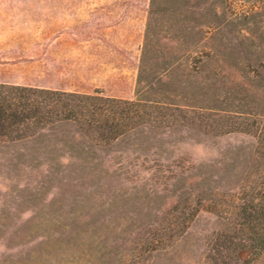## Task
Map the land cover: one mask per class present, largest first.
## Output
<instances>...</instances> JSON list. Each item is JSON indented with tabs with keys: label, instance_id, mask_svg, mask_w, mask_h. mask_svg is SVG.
I'll return each instance as SVG.
<instances>
[{
	"label": "rangeland",
	"instance_id": "374dc122",
	"mask_svg": "<svg viewBox=\"0 0 264 264\" xmlns=\"http://www.w3.org/2000/svg\"><path fill=\"white\" fill-rule=\"evenodd\" d=\"M87 1L95 58L126 71L89 94L139 92L160 120L109 146L0 138V264H264V0ZM2 61L0 84L31 81Z\"/></svg>",
	"mask_w": 264,
	"mask_h": 264
},
{
	"label": "crops",
	"instance_id": "0c3cea01",
	"mask_svg": "<svg viewBox=\"0 0 264 264\" xmlns=\"http://www.w3.org/2000/svg\"><path fill=\"white\" fill-rule=\"evenodd\" d=\"M28 13L6 15L5 20L21 23V29L0 35V45L20 47L12 58L0 59L21 69L30 82L24 87L89 94L94 89L107 93V85L126 79L125 68H118L101 57L95 58L96 23H102V7L87 0H27ZM24 8V7H23ZM5 60V61H4ZM3 63V64H4ZM116 67V68H115ZM132 79V77H131ZM19 86L18 83H12Z\"/></svg>",
	"mask_w": 264,
	"mask_h": 264
},
{
	"label": "trees",
	"instance_id": "16d2710c",
	"mask_svg": "<svg viewBox=\"0 0 264 264\" xmlns=\"http://www.w3.org/2000/svg\"><path fill=\"white\" fill-rule=\"evenodd\" d=\"M138 94L133 100H123L99 92L80 94L0 84V138L24 141L70 126L76 136L99 147L109 146L160 120L155 111L161 105L143 103ZM254 118L250 126L260 135L264 124Z\"/></svg>",
	"mask_w": 264,
	"mask_h": 264
}]
</instances>
